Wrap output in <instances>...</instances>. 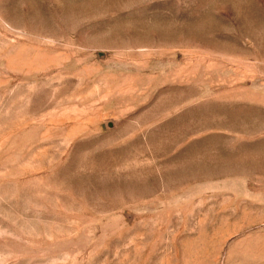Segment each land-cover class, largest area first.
<instances>
[{"label":"rangeland","instance_id":"rangeland-1","mask_svg":"<svg viewBox=\"0 0 264 264\" xmlns=\"http://www.w3.org/2000/svg\"><path fill=\"white\" fill-rule=\"evenodd\" d=\"M0 264H264V0H0Z\"/></svg>","mask_w":264,"mask_h":264}]
</instances>
